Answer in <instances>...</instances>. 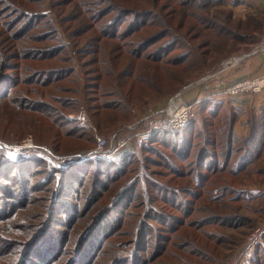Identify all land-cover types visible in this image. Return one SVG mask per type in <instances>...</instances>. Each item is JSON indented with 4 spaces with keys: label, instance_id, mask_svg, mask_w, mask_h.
I'll list each match as a JSON object with an SVG mask.
<instances>
[{
    "label": "trees",
    "instance_id": "16d2710c",
    "mask_svg": "<svg viewBox=\"0 0 264 264\" xmlns=\"http://www.w3.org/2000/svg\"><path fill=\"white\" fill-rule=\"evenodd\" d=\"M221 4L0 0V106L6 113L0 142L19 144L31 135L36 146L50 144L53 152L66 146L58 165L37 149L0 148V264H194L236 246L238 238L224 231L246 227L242 212L264 198V106L248 114L246 131L237 136L236 112L203 100L187 131L159 133L139 148L156 154L155 146L166 147L188 162L162 165L145 156V163L165 168L164 175L140 166L129 178L124 164L134 149L81 161L73 154L85 153L89 140L75 134L79 128L64 132L70 122L60 116L72 100L98 116L104 130L116 127L136 108L251 45L249 31L264 24V13L234 21L229 10L215 9ZM66 82L72 86H61ZM47 99H57V108ZM33 120L47 121L50 133L38 136ZM261 237L250 264L264 261Z\"/></svg>",
    "mask_w": 264,
    "mask_h": 264
},
{
    "label": "rangeland",
    "instance_id": "374dc122",
    "mask_svg": "<svg viewBox=\"0 0 264 264\" xmlns=\"http://www.w3.org/2000/svg\"><path fill=\"white\" fill-rule=\"evenodd\" d=\"M222 1H223V4L216 6L215 9H218L217 11L229 10L231 12V18L234 21H241V20L245 21L246 19H248L249 15L253 16V18H261L259 11L258 12H255V11H252V12L251 11H244V12H242V10H237L232 5L233 3H236V2H237V4H241V3H246V2H248V3L253 2L255 0H251V1L236 0V2H235V0H222ZM211 15H213V14L211 13ZM262 17L264 18V15ZM67 24L74 25L75 23H67ZM62 26L66 27L67 25H66V23H63ZM249 33H251V36H249L247 42L251 43V45L247 44L246 47H244L242 49V51L251 50L254 47H258L263 42L262 38H264V24L259 26V28H256L254 30L249 31ZM71 41H73V39H70L69 41H65V44H70ZM173 52H176V51H173ZM227 57L228 56L224 57L219 62H221L222 60H224ZM87 60H88V57H86L84 59L85 64L88 63ZM219 62L214 64L212 66L213 68L211 67L212 70L218 67ZM62 66H71V65L69 63H67V64L63 63ZM201 76H199L197 79H199ZM70 78H75V77L71 76ZM197 79H195V80H197ZM194 81H192V82H194ZM192 82H189V83H192ZM189 83H187V84H189ZM187 84L182 86L179 90H177L174 93H171L168 95H163L159 98H153L151 101H149V103L142 106V108H136V110H139L138 112L132 111V113L130 114L131 115L130 118L123 120V121H120L119 125H117L116 127H113V128H109L107 130H104L100 126V123L97 121L98 116L97 117H95L93 115L90 116L84 110V108L82 107V104L80 106H78V104L73 103V101L71 100L70 103L72 102V104H70L68 107H66V109L64 111H62V113H65V114L60 115L65 121L70 122V123H69V125L61 127V128L64 132H65V130L70 129V128H74V127L79 128L75 134L80 135L83 139L87 138L89 140V144H90V146L88 147L89 149L84 151L85 153L77 151L75 154H73V157L76 158L80 155H83V154L87 155L88 153H90L89 156H91V157H88V158L83 159V160L81 159V161H86V160L90 161V160H95V159L96 160H105L104 158L108 157L109 155L108 156H104V155L100 156L98 154H94L93 151L95 150V148L97 146V139L98 138L106 140L105 146L107 149L108 140H110V138L112 137V140H111L112 148L115 149V147H117V145H119L122 142L124 144V146H128L127 148H130L132 150L134 149V151L136 152V156L133 157L134 159L128 158L127 163L124 164V166L129 169V171L125 173V176L127 175L128 178L135 175L137 168H139L140 166L142 167L143 173L145 172V170L147 168L148 170H152L151 172H157L156 170H160L159 172H161V174L164 175L163 172H165V168L158 167L154 164L150 165V163H145V161H144L145 156H149L151 159H156V160L162 161V165H165L169 162H173V163L181 166V164L187 163L189 159L184 161V163H180L176 159V156L178 154L176 152H174V154L171 155V150L169 148H166V147L165 148H163V147L159 148L160 146H155L156 154H158L159 156H162V157H158L156 154H153L151 152H144V151L140 150L139 148H136L133 144V137H132L131 133L128 132V130L126 128L127 126L132 124L136 119L140 118V116H142L149 109L164 106L167 103V101L173 95L179 93L181 91V89L184 88ZM61 86L69 88L72 86V84H70L69 82H66V83H62ZM0 91H1V89H0ZM34 92H35L34 89H28V91L26 92V95L30 98H36L33 95ZM59 96H61V95H59ZM64 96H67V98H74V97H71V95H64ZM55 101H57V99H53V100L47 99V103H49L53 108H57L58 104L55 103ZM2 115L6 116V113L4 112V108L0 106V119H4L2 117ZM45 122H47V121H45ZM45 122L36 121V120L30 121V124L32 125L30 127H34L33 130L36 132V134L40 137H43V136L47 135L48 133H50V128L47 126V124ZM89 126H91L92 128ZM122 128H124V129H122ZM185 128L186 129H184L183 131H187L189 127L187 128V126H186ZM159 137H163V136H159ZM29 142L31 143V145H29ZM148 145H149V143L146 144L145 146H148ZM0 148H3L5 150H9L11 153H19L23 149H26V150L37 149L38 150L37 154L39 156H43L44 158H46L51 163L57 164V165L60 162H62L63 160H65V158H63V156H65V155H63L64 154L63 150L66 149L65 145L58 148L57 151L55 150L56 152H53L51 149L52 147L50 148V144H48V148L45 146H40V147L36 146L35 141L31 135L25 136V138L23 140H21L19 142V144L10 145V144H6L4 142H0ZM121 149L122 148H119L118 150H116L112 154L117 153V152L119 154V151ZM118 154H116V155H118ZM61 155H63V156H61ZM106 159H108V158H106ZM158 168H160V169H158ZM89 178L90 177L88 175L85 178V180L88 182ZM152 178H153V180H156V181L166 180L165 176L164 177L163 176L158 177L156 175H153ZM174 183H175V181H174ZM143 184L145 186H147V183H143ZM40 193H41V191L33 193V195H37ZM159 204L160 203H158V205ZM250 204H251V209L249 211L245 210L242 212L248 220V225L246 227L239 228V230H231L230 231V229H226L224 231V232H226L227 235L230 234L231 236L238 238V243L236 244V246L231 247L228 245L225 250H224V246H223V249L221 251H219V250L215 251L214 256H213V251L210 252L209 255L206 254V256H208V258H210V260L209 259L208 260H195L194 264H250L251 260H249V258L252 256V253L255 249V246L258 245V243L262 237L257 238V240L253 244H249L248 236H249V234H251V232L256 227H261L264 225V198L263 199L259 198L258 200H254ZM168 210L169 209H167V211ZM132 211L135 212V209H132ZM255 219H256V221L253 222V220H255ZM208 230L214 231L215 229L212 227H209ZM222 245H224V244H222ZM261 262H264V261L259 260L258 264H261ZM252 264H256L255 260L252 261Z\"/></svg>",
    "mask_w": 264,
    "mask_h": 264
},
{
    "label": "built area",
    "instance_id": "2783aa9c",
    "mask_svg": "<svg viewBox=\"0 0 264 264\" xmlns=\"http://www.w3.org/2000/svg\"><path fill=\"white\" fill-rule=\"evenodd\" d=\"M238 61L239 56H232L222 60L217 68L202 75L194 82L187 84L179 93L173 95L164 106L149 109L132 124L127 127L125 126L133 137L134 146L136 148L145 146L159 133L184 129L193 118L197 106L205 99L225 101L228 98L250 94L259 90L262 86V78H243L236 81H226L222 78V73ZM192 88H197L199 95L189 102L184 101L181 96L182 92ZM111 140L112 137L108 140L106 149V140L98 138L97 146L93 153L100 156H108L119 148L124 147V144L121 142L115 149L112 148ZM29 145H31L30 142ZM89 155L90 153L79 157L83 160L91 157ZM263 234L264 225L256 227L248 236L249 244H253Z\"/></svg>",
    "mask_w": 264,
    "mask_h": 264
},
{
    "label": "crops",
    "instance_id": "0c3cea01",
    "mask_svg": "<svg viewBox=\"0 0 264 264\" xmlns=\"http://www.w3.org/2000/svg\"><path fill=\"white\" fill-rule=\"evenodd\" d=\"M233 6L237 10H242V12L259 11L260 13H264V0H255ZM262 39L263 42L258 47L229 55L227 58L239 56V61L226 69L221 75L226 81H236L243 78H262L261 88L253 93L228 98L225 101L216 99L222 102L225 109L236 112L237 120L235 121L234 132L237 136L244 135L248 114L257 113L264 106V38ZM198 95L199 90L197 88L188 89L181 94L183 100L186 102L193 100Z\"/></svg>",
    "mask_w": 264,
    "mask_h": 264
}]
</instances>
